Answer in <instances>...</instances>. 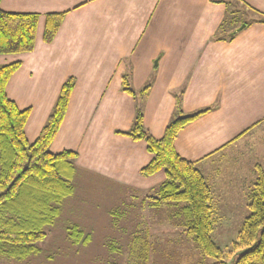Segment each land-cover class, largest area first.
<instances>
[{
  "label": "crops",
  "instance_id": "obj_1",
  "mask_svg": "<svg viewBox=\"0 0 264 264\" xmlns=\"http://www.w3.org/2000/svg\"><path fill=\"white\" fill-rule=\"evenodd\" d=\"M242 1L264 13V0ZM0 7L8 13L40 15L34 50L0 56V65L21 62L7 94L20 109H31L25 127L30 143L38 138L70 77L76 84L51 145L53 153L78 149L105 102L124 107V132L129 131L136 104L122 90L123 74L130 73L131 87L140 91L157 67L144 109L145 127L161 139L173 116L175 101L159 100L161 89L167 93L184 88L185 113L213 108L180 133L176 149L196 163L212 189L215 212L224 214L220 199L231 203L228 188L218 183L216 156L264 124L263 23H253L225 41L215 35L227 8L212 0H1ZM48 14H62L63 20L47 44L43 33ZM117 76L122 79L116 83ZM98 128L87 136L89 148L108 152L110 135ZM142 142L124 136V185L134 182L130 177L141 174L152 159Z\"/></svg>",
  "mask_w": 264,
  "mask_h": 264
},
{
  "label": "trees",
  "instance_id": "obj_2",
  "mask_svg": "<svg viewBox=\"0 0 264 264\" xmlns=\"http://www.w3.org/2000/svg\"><path fill=\"white\" fill-rule=\"evenodd\" d=\"M212 1L223 3L227 8L215 35L216 40L232 41L241 32V25L246 28L253 23L264 24V13L242 0ZM242 13L248 17L254 14L251 16L253 19L244 18ZM62 20V14L46 16L45 43L54 40ZM39 22V14L8 13L0 7V56L32 52L36 46ZM20 66V61L0 65V259L16 262L26 261L40 252L38 245L47 237L46 228L56 222L63 203L74 195L75 160L78 157V152L73 150L59 153L50 150L68 111L75 79L70 77L65 81L46 124L36 141L30 143L25 127L31 109H20L7 94L8 83ZM154 79L155 76L140 91L131 87L130 73L123 76L122 83L123 92L130 95L136 104L135 119L124 136L134 142H145L152 155L140 173L150 177L163 171L166 178L157 194L149 197L150 205L174 207L183 233L195 242L200 254L216 260V264H227L223 250L212 238L215 229L212 189L196 163L182 157L176 149L180 133L213 108L186 114L179 100L163 137L156 139L145 127L141 105ZM255 170L256 180L248 204L250 214L233 245L234 253L239 254L232 258L230 264H264V169L257 164ZM70 231L74 243H86L90 238L78 227L74 226ZM148 247L145 244L138 255L145 264L150 258Z\"/></svg>",
  "mask_w": 264,
  "mask_h": 264
},
{
  "label": "rangeland",
  "instance_id": "obj_3",
  "mask_svg": "<svg viewBox=\"0 0 264 264\" xmlns=\"http://www.w3.org/2000/svg\"><path fill=\"white\" fill-rule=\"evenodd\" d=\"M242 14H245L244 18L248 17L246 13ZM251 16L248 20L253 19ZM154 71L156 77L158 68ZM121 79L122 76H117L116 83ZM183 90L165 93L161 89L157 95L159 100L167 98L169 104L175 101L174 110L181 100L183 110ZM147 96L141 102L144 109ZM124 119V107L123 110L118 106L108 107L105 102L98 109L88 125L85 139L75 150L78 157L75 160L74 195L65 200L56 222L46 228L47 237L38 245L40 252L23 262L0 261L5 264H145L138 255L147 244L150 256L147 264L217 263L212 258H204L195 242L183 233L174 207L150 205L149 197L156 195L166 180L163 171L150 177L129 176L135 181L124 185ZM98 127L110 135L112 147L108 152L89 148L87 136L94 128L99 131ZM216 160L220 168L219 186L228 188L231 204H224V199L219 198L224 214L215 212L214 208L212 238L230 264L239 254L234 253L233 245L250 214L249 194L256 180L255 166L260 164L264 169V124L230 150L216 156ZM142 183L144 186L140 187ZM74 226L90 236L86 243L72 241L70 228Z\"/></svg>",
  "mask_w": 264,
  "mask_h": 264
},
{
  "label": "water",
  "instance_id": "obj_4",
  "mask_svg": "<svg viewBox=\"0 0 264 264\" xmlns=\"http://www.w3.org/2000/svg\"><path fill=\"white\" fill-rule=\"evenodd\" d=\"M244 27H245V25H242V26L240 27V30H242ZM157 64H158V62L156 61V62H155V65H157Z\"/></svg>",
  "mask_w": 264,
  "mask_h": 264
}]
</instances>
